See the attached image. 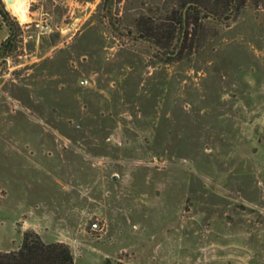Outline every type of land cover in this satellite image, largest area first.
<instances>
[{"label": "rangeland", "instance_id": "374dc122", "mask_svg": "<svg viewBox=\"0 0 264 264\" xmlns=\"http://www.w3.org/2000/svg\"><path fill=\"white\" fill-rule=\"evenodd\" d=\"M20 1L24 24L0 0V251L34 232L74 264H264V9L200 14L165 60L135 21L176 42V1Z\"/></svg>", "mask_w": 264, "mask_h": 264}, {"label": "trees", "instance_id": "16d2710c", "mask_svg": "<svg viewBox=\"0 0 264 264\" xmlns=\"http://www.w3.org/2000/svg\"><path fill=\"white\" fill-rule=\"evenodd\" d=\"M177 7V16L174 24L183 31L182 36L175 42L174 30L154 26L143 20L135 21L138 37L154 46L165 60H174L183 56L193 44L195 39L201 43L204 38L198 31L199 15L216 20H229L236 18L247 8L264 9V0H171ZM171 3V2H170ZM175 11H173V16ZM0 16L6 24L9 34L1 42L0 50L5 53L12 51L11 45L15 38V29L8 14L0 7ZM174 18V17H173ZM172 18V19H173ZM174 27V25H172ZM171 26V27H172ZM0 264H74L69 247L63 243H44L34 232L23 234L20 247L15 251L1 252Z\"/></svg>", "mask_w": 264, "mask_h": 264}, {"label": "bare ground", "instance_id": "6f19581e", "mask_svg": "<svg viewBox=\"0 0 264 264\" xmlns=\"http://www.w3.org/2000/svg\"><path fill=\"white\" fill-rule=\"evenodd\" d=\"M7 8L10 13L17 18L20 24L28 22V10L24 1L13 0L10 4L7 3Z\"/></svg>", "mask_w": 264, "mask_h": 264}, {"label": "built area", "instance_id": "2783aa9c", "mask_svg": "<svg viewBox=\"0 0 264 264\" xmlns=\"http://www.w3.org/2000/svg\"><path fill=\"white\" fill-rule=\"evenodd\" d=\"M91 228H92L93 230L98 229V224H97L96 222H93V223L91 224Z\"/></svg>", "mask_w": 264, "mask_h": 264}, {"label": "water", "instance_id": "95a60500", "mask_svg": "<svg viewBox=\"0 0 264 264\" xmlns=\"http://www.w3.org/2000/svg\"><path fill=\"white\" fill-rule=\"evenodd\" d=\"M6 3L10 4L13 0H5Z\"/></svg>", "mask_w": 264, "mask_h": 264}]
</instances>
